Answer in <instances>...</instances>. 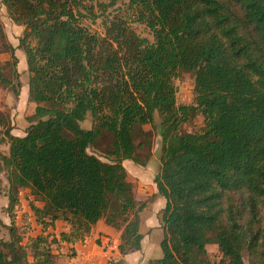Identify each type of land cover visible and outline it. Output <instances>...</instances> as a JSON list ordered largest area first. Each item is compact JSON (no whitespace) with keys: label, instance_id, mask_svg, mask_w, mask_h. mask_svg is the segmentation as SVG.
<instances>
[{"label":"trees","instance_id":"16d2710c","mask_svg":"<svg viewBox=\"0 0 264 264\" xmlns=\"http://www.w3.org/2000/svg\"><path fill=\"white\" fill-rule=\"evenodd\" d=\"M93 1L1 0L24 28L19 48L36 107L24 137L6 132L10 153H0V168L10 192L28 189L44 205L29 204L42 233L21 244L19 199L10 193V241L0 242V264H27L28 257L55 264L53 244L83 242L100 220L115 225L143 211L123 162L144 165L135 140L156 113L162 142L154 183L166 202L162 257L148 264H215L208 244L218 246L217 264H246L244 255L248 264H264V0ZM117 3L151 42L117 15L104 18L103 35L84 25ZM183 72L194 77L189 106L176 102L173 81ZM194 115L204 128L181 134ZM88 116L92 127L85 130ZM104 135L111 136L108 163L88 153ZM58 221L68 231L49 242L43 232ZM139 224L135 214L121 254L140 250Z\"/></svg>","mask_w":264,"mask_h":264},{"label":"rangeland","instance_id":"374dc122","mask_svg":"<svg viewBox=\"0 0 264 264\" xmlns=\"http://www.w3.org/2000/svg\"><path fill=\"white\" fill-rule=\"evenodd\" d=\"M96 2L107 3L105 0H94ZM96 14L99 15L96 10ZM117 15L130 21L132 30L140 37L152 41L151 33L144 25L132 23L131 12L127 11L123 3L111 9L96 20L87 19L84 25L92 34H104V18ZM24 28L15 25L7 16L6 10L0 0V153L9 156L10 146L6 136L8 132L13 137H24L26 129L33 123L32 117L36 105L29 101L28 83L29 74L27 71L26 58L22 49L19 48V40L22 38ZM14 54V58L11 54ZM176 89V102L178 106H189L194 102V77L191 73L183 72L173 81ZM80 126L89 130L92 127L91 117L88 116ZM204 128V121L201 115L191 116L190 120L180 126L181 134H195ZM143 135L135 140L137 145L143 144L137 150L138 158L144 163L143 166L131 161L123 162L127 172V181L131 185L133 196L137 204H145L143 211H130L117 219L115 225H109L105 219L100 220L91 231V235L83 242L74 245L66 243H56L52 245L51 251L55 264H124L119 246L124 243L122 235L126 225L134 221V216H139V233L142 235L137 263L148 264L150 261L162 257L160 242L163 239V227L161 222L162 210L165 201H159L160 197L154 193V179L161 169V131L160 117L156 113L152 125L142 127ZM111 136L104 135L100 138L95 148H89L88 153L96 156L102 162H109L105 152L109 150ZM19 199V204L15 208V225L17 232L22 238L21 244H31L32 238L42 233V225H38L29 213V204L42 207L44 204L31 194L30 190L19 188L12 191ZM10 185L7 180V172L0 168V242L10 241V213L7 212L9 206ZM161 200H164L162 198ZM14 215V212L12 213ZM25 214V216H24ZM12 220V218H11ZM61 231H68V226L62 221H58L53 227L47 228L43 233L49 235V242L58 240ZM108 239L107 245L103 239ZM57 242V241H56ZM76 245L81 248L76 249ZM207 258L217 264L222 256L217 245H206ZM3 250H5L3 248ZM29 252V249H27ZM133 253V252H131ZM130 254V253H128ZM127 254V255H128ZM137 254V255H138ZM31 255V253H29ZM244 262L248 264L247 256L244 255ZM27 264H32V258H27Z\"/></svg>","mask_w":264,"mask_h":264},{"label":"crops","instance_id":"0c3cea01","mask_svg":"<svg viewBox=\"0 0 264 264\" xmlns=\"http://www.w3.org/2000/svg\"><path fill=\"white\" fill-rule=\"evenodd\" d=\"M125 162H128V161H124V163ZM124 163H123V165H124ZM155 190H153V191H156L157 192V190H156V186H155V188H154ZM156 192H154V193H156ZM162 198H160L159 199V201H157V202H162V203H164L163 201H165V199L164 200H161ZM166 202V201H165ZM76 247V249H78V248H81V245H76L75 246ZM138 253L137 252H133V253H130V254H128V255H126V256H124L123 257V262H124V264H139V263H137V261H138V257H139V254L137 255Z\"/></svg>","mask_w":264,"mask_h":264},{"label":"built area","instance_id":"2783aa9c","mask_svg":"<svg viewBox=\"0 0 264 264\" xmlns=\"http://www.w3.org/2000/svg\"><path fill=\"white\" fill-rule=\"evenodd\" d=\"M102 241H103V243H105V245H107V243L109 242L108 239H106V238L103 239Z\"/></svg>","mask_w":264,"mask_h":264}]
</instances>
